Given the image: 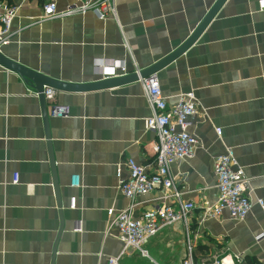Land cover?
<instances>
[{
  "label": "crops",
  "instance_id": "crops-1",
  "mask_svg": "<svg viewBox=\"0 0 264 264\" xmlns=\"http://www.w3.org/2000/svg\"><path fill=\"white\" fill-rule=\"evenodd\" d=\"M48 1L58 11L73 2L0 0V13L16 8L10 42L0 52L45 79L76 85L121 77L122 66L124 75L151 67L189 38L217 0H115V18L86 11L44 20ZM259 1L224 0L196 41L155 72L168 105L188 92L197 103L187 127L197 141L193 155L170 165L182 200L195 206L189 219L194 264L217 258L224 264H264ZM53 105L65 107L66 115L51 116ZM149 116L138 80L86 92L53 89L48 102L30 81L0 66V264H105L118 255L122 243L106 212L128 206L117 176L118 169L126 176V158L152 169L155 135L144 124ZM226 148L249 178L251 209L241 221L225 213L201 221V208L216 198L213 160ZM71 177L78 187L70 185ZM161 195L156 189L136 197L133 216L160 206ZM185 243L184 226L175 223L145 243L146 255L128 250L120 264H181Z\"/></svg>",
  "mask_w": 264,
  "mask_h": 264
},
{
  "label": "built area",
  "instance_id": "built-area-1",
  "mask_svg": "<svg viewBox=\"0 0 264 264\" xmlns=\"http://www.w3.org/2000/svg\"><path fill=\"white\" fill-rule=\"evenodd\" d=\"M259 10L264 9V0L258 2ZM93 12L98 19L108 17L115 18V0H73L65 9L58 11L52 1H48L42 8V19H55L75 14ZM16 13L15 7L5 8L0 13V49L10 42V25ZM125 74V67H120ZM136 68L134 73L139 75ZM146 103L150 109V116L145 119L146 129L155 135L152 144L153 163L152 169L135 162L132 158H126L124 168L126 176L120 177V169L117 170L118 189L128 199V206L113 213L107 210V215L112 218V225L117 231V237L122 243V250L116 256L107 257L105 264H120V258L128 250L138 251L146 255L143 250L145 243L161 229L182 223L186 233V253L181 264H194L193 243L189 236V219L195 209L193 203L182 200V193L177 188L175 180L170 173V165L174 162L190 158L193 155L196 138L188 133L187 127L190 119L196 114L197 103L192 92L179 95L172 105H168L162 96L160 85L155 74L138 79ZM43 96L51 102L53 89L45 88ZM51 116L62 117L66 115L63 106L53 105L49 111ZM213 174L216 179V198L214 203L206 205L200 210V220L219 219L223 213L232 220H243L249 213L252 202L250 198V182L243 169L238 165L233 151L226 148L225 151L213 160ZM19 177L12 175L11 184H18ZM70 185L78 187L77 179L71 177ZM160 190L162 204L153 209L141 212L137 217L132 211L134 200L138 196H144L153 190ZM256 203L262 206V200ZM75 198L69 200V208H75ZM74 231H81L80 222H77ZM239 260V256L235 255ZM211 264H224L223 259H214Z\"/></svg>",
  "mask_w": 264,
  "mask_h": 264
},
{
  "label": "water",
  "instance_id": "water-1",
  "mask_svg": "<svg viewBox=\"0 0 264 264\" xmlns=\"http://www.w3.org/2000/svg\"><path fill=\"white\" fill-rule=\"evenodd\" d=\"M223 1L224 0H217L214 3V5L211 7V9L208 11V13L199 23L197 28L193 31V33L189 36V38L180 47H178L175 51H173L172 53H170L169 55H167L166 57H164L163 59L152 65L151 67L145 69L144 71L139 72L138 76H136L135 74L123 75L121 77L112 78L107 81H101V82L89 83V84H76V85L61 84L45 79L44 77H41L36 72L27 69L19 65L18 63L6 58L1 52H0V66L30 81L34 85L36 92L39 95V98L42 100L44 98L42 91L43 86L61 91L68 90V91L86 92V91L110 88L130 81H136L139 78H145L149 75L155 74V72H157L167 64L174 61L177 57L182 55L196 41L200 33L204 30L206 25L215 15L216 11L218 10V8L220 7ZM44 115L46 116V108L44 109Z\"/></svg>",
  "mask_w": 264,
  "mask_h": 264
},
{
  "label": "rangeland",
  "instance_id": "rangeland-1",
  "mask_svg": "<svg viewBox=\"0 0 264 264\" xmlns=\"http://www.w3.org/2000/svg\"><path fill=\"white\" fill-rule=\"evenodd\" d=\"M145 261H147L149 264H151V262H149L148 259H145Z\"/></svg>",
  "mask_w": 264,
  "mask_h": 264
}]
</instances>
